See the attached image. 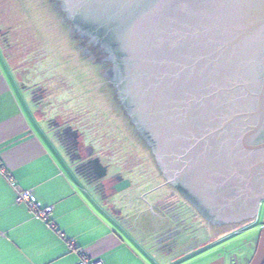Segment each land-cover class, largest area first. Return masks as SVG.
<instances>
[{
	"label": "water",
	"instance_id": "water-1",
	"mask_svg": "<svg viewBox=\"0 0 264 264\" xmlns=\"http://www.w3.org/2000/svg\"><path fill=\"white\" fill-rule=\"evenodd\" d=\"M50 3L38 14L52 34L66 33L62 10L115 55L116 96L166 183L208 223L255 220L264 203V0ZM67 57L92 89L81 58ZM248 264H264V213Z\"/></svg>",
	"mask_w": 264,
	"mask_h": 264
},
{
	"label": "crops",
	"instance_id": "crops-1",
	"mask_svg": "<svg viewBox=\"0 0 264 264\" xmlns=\"http://www.w3.org/2000/svg\"><path fill=\"white\" fill-rule=\"evenodd\" d=\"M10 3L0 0V264H76L77 248L104 264L200 260L212 246L208 227L180 213V195L165 180L137 176L115 159L113 146L106 151L94 140L101 132L57 110L63 102L52 101L28 63L39 48L54 56L53 40L41 36L35 16L20 19L23 2ZM59 68L72 77L71 68ZM18 190L53 208L49 222L15 202Z\"/></svg>",
	"mask_w": 264,
	"mask_h": 264
},
{
	"label": "rangeland",
	"instance_id": "rangeland-1",
	"mask_svg": "<svg viewBox=\"0 0 264 264\" xmlns=\"http://www.w3.org/2000/svg\"><path fill=\"white\" fill-rule=\"evenodd\" d=\"M10 2L11 0H8V4H11ZM29 15L30 13L26 11L25 8V10L20 13L19 17L20 19L26 20V18H29ZM35 15V18L37 19L39 25L38 28L40 27V34L43 35L44 29L46 33H49V29L42 22L39 14L36 13ZM23 24L26 26L27 22H24ZM53 42L54 40L52 41V47L50 50H53V52L55 51V55L52 52L55 57L51 55L49 49L46 50L45 48H39L37 51H34L35 53L33 52L30 55V57H36V59L27 62L29 63V66L33 67L38 72L35 77H38L39 80H46V83L49 86L50 93L52 94V101H57L58 103H60V101L63 102L61 105H56L57 110H59V108H63V110L68 112V114L70 112L69 115L72 114V116L74 117V123L82 125L84 127L85 125L83 123H85V121L83 120L85 119L84 117H88V115L84 116L82 113H84V110L86 109V107H88L87 104L89 101L86 100L82 96V94L85 93L86 95H91L92 99L95 101L99 102V100L96 99V95L92 94L93 91L85 81L83 76L81 74H77V70L74 68L68 57L66 58V60L62 58L59 59L60 55H63V53H61L62 48L60 47L58 42H56V46L53 45ZM22 51H25L24 45L22 46L21 52ZM60 60L62 62H60ZM55 62H57L56 66L54 65ZM59 62L61 63V68L64 64L65 66L73 70V78L67 76L64 73H61L58 65ZM65 85L67 86V89H65ZM99 104L100 106L102 105L100 102ZM101 107H103V105ZM77 108L80 109L79 112ZM100 117V114L94 115L95 123L94 120H92L93 126H90V128H98V124L103 121V119ZM84 129L86 130L87 128L85 127ZM104 140L108 141L106 138ZM113 147L115 159L122 165L128 166V168L129 166L133 167L132 169L137 174V176H150V178L153 179L158 176V179H161V172L160 170H158L159 168L157 169L156 165L151 166L150 163L143 164L145 162L142 163V161H140V158L138 159L136 157V155L139 154L137 152H134V150H131V147L128 143H116ZM155 171L156 173H154ZM139 172H141V175H138ZM263 213L264 206L260 207V211L255 220H253L246 226L243 225L244 227H241L237 229L236 232L228 235V237H226L228 238L226 241H212V246L210 245L209 247L210 249H207L205 251L207 253L206 255L205 252L199 253V255L201 256L200 260L194 261V258H188L181 261L179 264H208L209 262H212L217 258H221L220 261H223L222 264H248L257 246L261 227L263 225ZM201 224L205 225L202 220ZM228 242H231V246L225 245Z\"/></svg>",
	"mask_w": 264,
	"mask_h": 264
},
{
	"label": "trees",
	"instance_id": "trees-1",
	"mask_svg": "<svg viewBox=\"0 0 264 264\" xmlns=\"http://www.w3.org/2000/svg\"><path fill=\"white\" fill-rule=\"evenodd\" d=\"M43 1L44 0H19V2L24 3V9L23 10H25V8H26V11H28L30 13L28 19H34V16L36 17L35 14L38 12L40 13L42 11V10L40 11V7L38 6V4L43 2ZM47 1H48V4H49V2H51L50 4H52L54 6L57 5V2L54 0H51V1L47 0ZM57 12H58V14H57L58 18L60 20L63 17V12H60L58 9H57ZM45 17L46 18H43L46 20V21H44V23H46L47 20L50 19V17H47V16H45ZM26 20H27V18H26ZM66 27H67V28H65L66 33H64L65 35H63V36L60 34H57V32L55 33V35H54V33L53 34L50 33V31H49V33H46L44 28H43L44 29L43 34L44 35L46 34V36L48 35L47 37H50L52 40H56V42L59 43L61 48L62 47L64 48L63 50H61L62 51L61 53H63V55L68 56L69 54H73V57L77 56V57L81 58L82 61H80V62L83 63L82 66H86V68H87V70H84V73H85V76L87 73V78L88 77L90 78V82H91L92 87H93L92 89L96 90V91L100 89L99 91H100V94H102L101 96H104V94H107L106 97L104 96L102 98V99H105L106 101H108L105 105L109 106L111 103H113L112 108L116 109L115 113H118L120 116L119 119H115L113 117V115L110 113V111L107 110L106 108L101 107L102 105L100 106L98 101L93 100L91 95H86L85 93L82 92L83 93V94L81 93L82 96L86 100L89 101L88 104L86 103L88 107H86V109L84 110V113H82L84 116L88 115V117H84L85 119L83 120V121H85V123H83L85 125L84 128L86 127L92 131L97 129L99 132H101L102 136L100 135L101 134L100 133L97 138L96 137H93V138H94V140H96V139L99 140L100 141L99 145H102L105 149H107V148L109 149L111 146H114L116 143H120V144L121 143H128L131 147L130 149L134 150V152H137L139 154V155H136V157L138 159L140 158V161H142V163L145 162L143 164L150 163L151 166H154L156 163L154 161L152 153L150 152L149 147L144 143L142 138L135 131L133 125L130 123L129 117L123 113L121 106H119L117 104V102L114 100V91H113V88L111 87L108 79L104 78L100 74V69H101V66L103 64L102 63H95V58L90 60V59L86 58L85 56L80 55L81 49L78 48V46H77L79 41L77 38L74 37V35L69 36L70 35V34H68V30L70 28L69 23L66 24ZM44 35H41V36L45 37ZM65 38H67V40L72 42L71 48L65 46V44H63L61 42V41L65 42V40H66ZM60 64L61 63L59 62L58 63L59 67H60ZM63 65H62V68H63ZM104 66L106 67L107 64H104ZM92 94L98 95L96 92H92ZM79 111H80V109H78V112ZM96 114H100V116H101L100 118H102L103 121L98 124V128L92 129V128H90V126H93L92 120H94V115H96ZM94 123H95V120H94ZM105 138L108 141H105L104 140ZM157 169H158V167H157ZM154 173H156V171ZM160 177H161L162 181L164 182L163 176L160 175ZM145 178L152 179V178H150V176L145 177ZM171 188H173V187L171 186ZM199 218H200V220H202L205 223L206 227H208V231L210 234V237H209L210 239H208L209 240L208 242L216 241V240L220 239L224 234H230V232L232 231L233 228L239 226L238 224H236V225H233L232 229H227V227H224V229H223V227L209 225V223H207V221H205V219H203V217H201V216ZM252 221L253 220H249L248 222H252ZM225 231H227V232H225Z\"/></svg>",
	"mask_w": 264,
	"mask_h": 264
},
{
	"label": "flooded vegetation",
	"instance_id": "flooded-vegetation-1",
	"mask_svg": "<svg viewBox=\"0 0 264 264\" xmlns=\"http://www.w3.org/2000/svg\"><path fill=\"white\" fill-rule=\"evenodd\" d=\"M54 1L57 2V7H58L59 4H63V0H54ZM61 12H63V11L61 10ZM65 16H66V14L63 12L64 21L66 23L70 24V33H71V35H74V37L77 38L78 41H79V47H81V51H80L81 54L83 56H85L86 58L90 59V60L95 58V63H102L103 64L101 66V71L102 72H100V74L104 78H107L108 81L110 82V85H111V87L113 88V91H114V100L117 102V104L119 106H121V102L116 96V92L117 91L115 90L116 86L114 84V82L115 83L117 82V79H118V76H119V69H118V66H117V63H116L115 55L112 54V51L110 52L109 47L107 46V44L104 41L100 40L99 38H97L93 34H92L93 36H91L88 31H85L86 29L81 28L79 25L75 24L72 19L67 18ZM104 64H107V66L105 67ZM112 77H114V81L111 80ZM121 108H122V106H121ZM122 110H123V108H122ZM123 113H124V110H123ZM165 183H166V181H165ZM166 184H168L169 186H172L169 183H166ZM172 187L174 188V186H172ZM179 195H180V213L181 214H188L190 217L197 218L198 221H199L200 220L199 217L201 216L200 213L185 198V196L181 193V190H180V194ZM262 206H264V203L260 204V207H262ZM260 207H259V211H260ZM259 211H258V213H259ZM247 222L246 221L223 222V223H220V224L209 223V225L223 227V229H224V227H227V229H232L233 225L238 224L239 226L233 228L232 231L230 232L232 234V233L236 232L237 229H239L241 227H244V226H246V225L251 223V222H248V223Z\"/></svg>",
	"mask_w": 264,
	"mask_h": 264
},
{
	"label": "built area",
	"instance_id": "built-area-1",
	"mask_svg": "<svg viewBox=\"0 0 264 264\" xmlns=\"http://www.w3.org/2000/svg\"><path fill=\"white\" fill-rule=\"evenodd\" d=\"M6 178L12 181L11 176L8 174H6ZM15 202L26 204L36 217L49 222L48 217L53 208L51 206H41L32 191L18 190ZM70 245L73 247L76 246L73 240L70 241ZM77 253L79 255V259L76 264H104L101 259H89L85 252L80 248H77Z\"/></svg>",
	"mask_w": 264,
	"mask_h": 264
}]
</instances>
